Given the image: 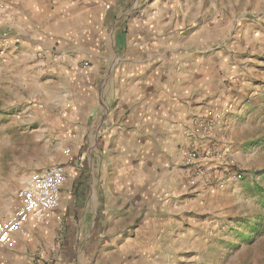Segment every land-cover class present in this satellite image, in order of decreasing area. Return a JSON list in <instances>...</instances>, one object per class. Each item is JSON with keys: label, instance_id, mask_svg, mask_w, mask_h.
Wrapping results in <instances>:
<instances>
[{"label": "crops", "instance_id": "0c3cea01", "mask_svg": "<svg viewBox=\"0 0 264 264\" xmlns=\"http://www.w3.org/2000/svg\"><path fill=\"white\" fill-rule=\"evenodd\" d=\"M219 14L206 0H0V75L85 161L72 179L66 166L53 218L27 223L0 264H174L199 249L189 241L204 234L184 229L205 197L182 170L188 135L214 122L219 140L243 143L264 96V59L248 33L223 41Z\"/></svg>", "mask_w": 264, "mask_h": 264}, {"label": "rangeland", "instance_id": "374dc122", "mask_svg": "<svg viewBox=\"0 0 264 264\" xmlns=\"http://www.w3.org/2000/svg\"><path fill=\"white\" fill-rule=\"evenodd\" d=\"M206 6L215 7L220 12L215 17L228 28L223 41L228 37L236 44L248 33L250 52L264 59V0H217L216 4L206 0ZM5 76L0 75V223L11 213L17 191L32 173L62 164L69 167L72 179L76 159L82 156L74 155L70 144L60 141L67 132L45 125L47 113L30 99L23 82ZM239 133L243 143L228 140L237 150L235 154L231 147L232 166L224 163L216 169L222 172L223 190L202 199L193 197L190 223L184 229L204 234V238L189 241L199 249H191L195 253L183 260L172 256L174 264L176 260L184 264H264V96L254 108L252 124ZM77 162L79 167L85 163ZM33 241L35 245L37 240ZM32 245L25 257L36 263L39 256Z\"/></svg>", "mask_w": 264, "mask_h": 264}, {"label": "built area", "instance_id": "2783aa9c", "mask_svg": "<svg viewBox=\"0 0 264 264\" xmlns=\"http://www.w3.org/2000/svg\"><path fill=\"white\" fill-rule=\"evenodd\" d=\"M220 130L223 129L214 122H199L188 135L190 145L183 151L181 163L186 184L196 194L206 195L224 188L222 172L213 174L210 169L218 157L228 166L233 164L228 139L223 142L218 138ZM67 179V167L56 164L33 173L26 180L16 193L11 213L0 223V252L14 242V235L24 231L27 223L43 224L53 218Z\"/></svg>", "mask_w": 264, "mask_h": 264}]
</instances>
